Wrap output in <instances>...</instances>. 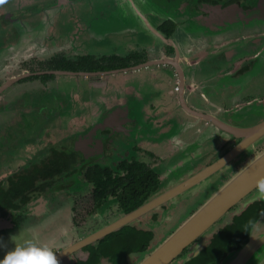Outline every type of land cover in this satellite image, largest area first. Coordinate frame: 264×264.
<instances>
[{"label":"flooded vegetation","instance_id":"obj_1","mask_svg":"<svg viewBox=\"0 0 264 264\" xmlns=\"http://www.w3.org/2000/svg\"><path fill=\"white\" fill-rule=\"evenodd\" d=\"M56 4L62 7L54 12ZM100 5L106 10L96 11ZM119 15V29H97V24L103 27L104 21ZM197 29L200 33L193 31L198 35L191 37ZM113 36L117 46L107 40ZM91 41L114 47L91 48ZM0 73V260L27 241L21 232L28 228L42 229L45 234L36 241L56 253L226 154L240 139L221 127L251 128L264 121V0H0ZM54 83H90L99 89L87 92L86 98L76 94V103L61 91L77 115L90 117L87 124L69 131L65 122L47 125L43 110L71 116L63 102L55 99L51 106L48 101ZM84 90L88 88L82 86ZM40 91L48 94L45 102L50 106L37 101ZM24 116L37 119L32 124L35 138L26 148L30 138L18 145L7 139V131ZM41 133L54 143L36 153ZM26 149L39 158L26 162ZM94 168L103 171L100 183L89 176ZM217 180L210 179L188 199L177 197L161 205L59 264H120V257L104 256L98 248L127 228L151 231L155 246ZM86 195L89 207L77 208ZM138 198L146 200L125 213ZM109 204L120 215L112 221L104 217ZM213 231L170 264L198 257ZM79 232L88 234L81 237ZM198 246L200 252L192 257ZM90 247L96 249L94 254ZM143 254L130 253L125 263L134 264L130 257L137 255V261ZM185 257L190 259L184 262Z\"/></svg>","mask_w":264,"mask_h":264},{"label":"water","instance_id":"obj_2","mask_svg":"<svg viewBox=\"0 0 264 264\" xmlns=\"http://www.w3.org/2000/svg\"><path fill=\"white\" fill-rule=\"evenodd\" d=\"M61 7L62 6L58 4L54 5V12H57L59 10L58 8ZM210 10L211 9H208V12H210ZM134 11L137 16L140 18L142 17V14L136 8H134ZM222 11H225V9L218 10V12ZM147 27L149 31L155 33L149 25H147ZM193 31L198 34L200 33V29L192 30L190 32L191 37L198 35L194 34ZM207 31L212 32L211 29H205L203 32ZM197 116L207 119L202 115ZM210 121L215 124L213 120ZM221 130L235 139H240V142L212 164L190 174L182 181L174 183L164 192L139 206L131 213L111 224L103 226L100 230L91 233L73 245L56 252L57 260L59 261L70 256L77 250L115 232L133 220L159 208L161 205L175 201L177 197L184 200L188 199L194 193L200 190L202 191L208 186L210 179L217 180L218 176L223 172L233 169L235 165L243 160L245 155L254 151L255 146L260 141L264 140V121L251 128H232L230 126H225L221 127ZM262 183H264V150L256 153L244 166L235 171L228 180L216 188L215 192L210 195L205 202L187 218L181 221L167 237L151 248L146 255H142L136 264H170L173 260L178 258L186 248L198 240L205 232L210 230L238 204L241 203L242 205L239 209H236V213H239L248 204L254 201L264 203V200L258 199L260 195L258 188ZM254 235L256 238H253ZM201 248L202 246L196 247L191 252L192 257L197 256ZM189 259L190 257H185L184 262ZM263 263L264 211L251 226L247 242L241 248L230 252L219 264Z\"/></svg>","mask_w":264,"mask_h":264},{"label":"rangeland","instance_id":"obj_3","mask_svg":"<svg viewBox=\"0 0 264 264\" xmlns=\"http://www.w3.org/2000/svg\"><path fill=\"white\" fill-rule=\"evenodd\" d=\"M98 7V8H97ZM95 9H96V11H99V10H106V8L105 7H103V6H97ZM95 9H94V11H95ZM60 10V9H59ZM232 16H235V18L238 20V18H241V17H239V16H237L235 13H233L232 14ZM118 19L116 20V19H114L113 21H109V20H106V21H104L103 22V27H101L99 24H97L96 26H97V29L100 31V32H110V31H112V30H115L114 28H117V29H119V27H120V23H122L121 22V16L119 15L118 17H117ZM99 21V20H98ZM87 22H90L91 23V21L89 20V21H87ZM99 23H100V21H99ZM96 26H94V28L96 27ZM91 27H92V25H91ZM90 27V28H91ZM107 40H108V42H110V43H113L114 45H116L117 46V43H118V38H117V36H113V37H111V38H107ZM89 46H91V48H97V49H99V48H103V49H112L114 46H110V45H108V44H105V43H103V42H98V43H95V42H90V44H89ZM132 76H133V78L132 79H137V75L136 76H134L135 74H131ZM4 78V73H0V79H3ZM137 80H139V79H137ZM133 83V82H132ZM135 83V82H134ZM50 86H52V89H51V91H53L52 92V95H51V97H52V99L51 100H48V101H52V103H51V106H54V101H55V99H57L58 101H61V102H63V107H64V110L65 111H69V113L71 114V116L70 115H68V114H66V113H64L63 111H60V112H55L54 114H51V111H45V110H43L42 111V114H41V116H42V118H44L45 117V119L47 118L48 119V122H47V125L48 124H54V123H57V124H59L60 122H65L66 123V130L67 131H69V128H73L74 129V127H76V126H79L80 124H87L89 121H90V117L88 116V115H84V116H81V115H79V113H78V115L76 114V110H75V107H71L70 106V104L68 103V101H67V99L61 94V91H65V93L69 96V99H70V101H73V102H75V95L76 94H78V95H80V96H83L84 98H86L87 96H88V93L87 92H92V91H95V90H99V89H95L94 87H92L91 85H90V83H54V84H51ZM82 86H84L85 88H88V90L87 91H81V88H82ZM86 92V93H85ZM48 96V94L47 93H45L44 91H40L39 92V94H38V99H37V101H41L42 102V105H49L50 106V103H46L45 101L47 100L45 97H47ZM55 96H56V98H55ZM26 102H29V101H27L26 100ZM76 103V102H75ZM77 108V110H80V109H82V105L81 106H77L76 107ZM63 115H65V116H63ZM67 115V116H66ZM60 116V117H59ZM69 116V117H68ZM59 117V118H58ZM71 117V118H70ZM45 119L42 121V123H44V121H45ZM71 119V120H70ZM36 124L37 123V119L36 118H32L31 116H24L23 118H22V120H21V122L19 123V124H17L16 125V128H18V130H16V128L13 130V131H7V139L9 140V143L10 144H15V145H18L20 142H22L23 140H25V139H27V138H30V140L29 141H27V143L25 144V148H26V146H30L31 144H32V142H33V140H34V136H32L33 135V133H34V128H33V126H32V124ZM18 133L20 134V135H18ZM39 135V134H38ZM30 136H32V137H30ZM65 136H64V134H63V138H64ZM38 138L40 139V141H41V145L42 146H40L38 149H37V151H36V153H39V152H44V150L47 148V146H50V145H52L53 143H54V140H53V138L52 137H50V138H47V139H45V135L43 134V133H41L39 136H38ZM262 150H264V140H262V141H260L256 146H255V148H254V151H251L249 154H247V156L245 155V158H247L249 155H250V157L249 158H247L245 161H243V162H239L237 165H235V167L233 168V169H231V170H228V171H226V172H223L222 174H221V176H220V178L218 179V181L215 183V185H214V187H213V189L212 190H210L208 193H207V195L206 196H204V197H202L200 200H199V202H197L196 203V205L195 206H193L192 207V210L191 211H189V210H185L184 211V215H183V217L182 218H187L190 214H192L203 202H205L206 200H207V198L210 196V195H212L214 192H215V190H216V188H218L222 183H224L226 180H228L230 177H231V175L233 174V173H235V171H237L238 169H240L242 166H244L256 153H258V152H261ZM4 151H9V150H7V149H4V150H2V152H4ZM25 156H23L24 157V159H25V161L27 162L28 160L30 161L31 159H33L34 157H36L37 156V154H34L33 156L30 154V150H28V149H26L25 150V154H24ZM32 157H31V156ZM6 158H7V155H6ZM31 158V159H30ZM37 158H39V157H36V158H34V160L35 159H37ZM18 160V159H17ZM21 160V159H20ZM225 175V176H224ZM224 176V177H223ZM258 190H259V188H258ZM85 197H87V199H82L80 202H79V204L77 205V208L78 207H89V200H88V196L86 195ZM111 204H113V202H110ZM111 204H109L108 206H107V210H105V212H104V217H105V219L107 220V221H112V220H115V219H117V218H119L120 217V215L119 214H117L116 213V211H115V206L114 205H111ZM241 203L240 204H238L236 207H235V209H233L231 212H229V213H227L223 218H222V220H220V222L218 223V224H216L215 226L216 227H220L221 225H223V224H225V223H227L228 221H229V218L231 217V215L233 214V213H235L236 212V209L238 208H240L241 207ZM184 218V219H185ZM183 219V220H184ZM182 221V220H181ZM181 221H179L178 223H177V225L175 226V228L181 223ZM62 223V222H61ZM106 223V222H105ZM215 226H214V228H215ZM214 228H212V229H210V231H212V230H214ZM173 230H171V231H169V232H167V233H165V235H164V237H163V239L165 238V237H167L171 232H172ZM80 233V235H78V236H81V237H83V236H85L86 234H88V233H86V232H79ZM21 234L24 236V239L25 240H29V239H41V236L42 235H44L45 234V232L42 230V229H40V228H32V229H26V230H24V231H22L21 232ZM202 238V237H201ZM200 238V239H201ZM199 239V240H200ZM161 241V240H160ZM159 241V242H160ZM158 242V243H159ZM51 244H53L52 242H50ZM66 243H67V240L65 241V243H63L64 245H66ZM157 243V244H158ZM44 245H47V244H44ZM156 246V245H155ZM154 247V246H153ZM152 247V248H153ZM149 252V251H148ZM147 252V253H148ZM7 253V252H6ZM5 253V254H6ZM147 253H145V254H143V255H146ZM5 254L3 255V258H4V256H5ZM142 256V255H141ZM140 256V257H141ZM2 258V259H3ZM136 258H137V255H134L133 257L131 256L130 257V262H135L134 264H136V262H138V260L139 259H137V261H135L136 260ZM1 259V260H2Z\"/></svg>","mask_w":264,"mask_h":264},{"label":"trees","instance_id":"obj_4","mask_svg":"<svg viewBox=\"0 0 264 264\" xmlns=\"http://www.w3.org/2000/svg\"><path fill=\"white\" fill-rule=\"evenodd\" d=\"M138 175L141 168H138ZM103 174V171L97 168L91 170L89 176L97 179L98 183L102 180H98V177ZM110 175V173H106ZM128 176H131L129 173ZM115 192L116 189H113ZM105 195H108L106 193ZM146 198H138L132 204H129L125 209V213L137 208L142 204ZM264 211V203L260 201H255L248 204L241 212L233 213L229 218L230 221L222 228H217L209 237L206 247L203 249L202 253L189 261L186 264H219L222 259L229 254L230 252L239 249L242 247L248 240V233ZM253 221L251 225H248L249 221ZM248 225V230L245 231V226ZM153 234L151 231H135L133 228H127L124 233L120 236L119 232L112 234L110 237H107L106 245L102 248V254L104 256H115L120 257L121 263L126 264L125 258L130 253L143 254L148 252L151 249V246L155 243L156 239H153ZM154 240V241H153ZM111 241H116L114 244H111ZM91 254H94L95 248H88Z\"/></svg>","mask_w":264,"mask_h":264},{"label":"clouds","instance_id":"obj_5","mask_svg":"<svg viewBox=\"0 0 264 264\" xmlns=\"http://www.w3.org/2000/svg\"><path fill=\"white\" fill-rule=\"evenodd\" d=\"M260 195L258 199L264 200V183L259 185ZM253 221H249L251 225ZM248 225L245 226V231L248 230ZM253 238H256L254 235ZM0 241V247H3ZM0 264H59L55 252L47 245H41L34 239L25 241L22 246L15 247L12 251L5 254L0 260Z\"/></svg>","mask_w":264,"mask_h":264}]
</instances>
